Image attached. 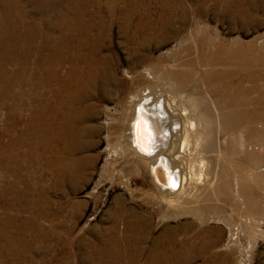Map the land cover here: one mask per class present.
I'll use <instances>...</instances> for the list:
<instances>
[{"label":"rangeland","instance_id":"rangeland-1","mask_svg":"<svg viewBox=\"0 0 264 264\" xmlns=\"http://www.w3.org/2000/svg\"><path fill=\"white\" fill-rule=\"evenodd\" d=\"M3 1L13 4L17 2L29 22L36 21L41 30L45 27L46 21L40 20L44 17L43 13L34 9V3L28 0H0V6ZM224 1L201 0L200 5L207 10L205 17L192 16L183 37L171 35L162 46L154 44L151 50H141V55L148 56L151 53L154 60L171 59L168 66L172 68L179 63L177 59L181 56L194 64V80L186 92L170 93L169 84L161 88L164 80L172 81L174 87L177 86L174 80L169 81L167 78L158 80L155 83L157 87L151 89L152 94L162 93L170 100L175 97L179 103L192 109L194 114L197 112L191 101H198V112L208 121L207 124L202 122L208 133L201 140V149L185 161L196 166L203 161L205 167L202 170L203 183L193 184L189 189L196 196L187 199L189 203L185 204L183 214H179L176 208H170L162 199L163 195L156 189L148 167L143 162L141 164L140 159L133 154L127 138H121V127L129 122L135 104L145 97L149 80H155L153 77L159 79L162 73L153 72V76L145 73L147 83L136 88L135 73L127 63V59L131 58L129 46L119 33L117 23L105 53L112 55L113 62L118 61L119 66L115 67L114 74L118 80L125 81L126 85L123 91L111 87L107 94L97 87L85 86L83 102L77 108L79 115L74 129L80 136L82 146L73 154L67 149L65 142L61 145V151H64L60 160L63 170L66 167L65 161L73 158L85 163L84 177L78 181L65 176L63 171L57 175L55 167L48 164L42 142L43 124L39 118L34 121L36 124L33 123L34 115L43 119V115H39L41 108H38L40 106L37 102L38 97L43 96V89L33 76L36 65L39 64L38 51H31L28 64H23L18 58L12 62L9 69L20 73L15 76L11 86V92L15 95L12 98L6 97L7 93L0 85V137L6 129L11 128V138L23 130L26 141L13 145L12 148L4 145L6 152L0 151L5 156L3 166L0 167V189L10 184L15 185V190L7 194V199L11 202L15 199L14 193L15 196H23L12 206L13 216H19L20 220L39 219L35 223L42 230L37 233L40 234L38 252L28 254L27 260L32 263L28 261L25 264H90L89 256L94 251L91 245L101 244L102 238L109 236L114 229L118 230V238H126L130 223L138 228L137 234L147 238L139 244L144 250L140 257L142 263L148 259L156 241L166 237L169 228L183 224L184 230H180L183 232L175 234L174 239H171L170 252L174 258L172 264H264V135L263 138L249 140L245 127L230 135L228 127L219 121L215 112L212 102L216 104L217 98L208 92L201 77L211 69L208 57L222 42L241 40L244 51H253L255 56L249 55L264 64V12L255 10L249 23L235 24L224 15ZM95 3L97 8L147 7L152 12L175 6L191 13L197 10L198 5L193 0H95ZM55 10H60V7ZM53 12L47 14L51 16ZM196 27H208V36L211 38L209 40L212 42L207 45L208 53L203 58L199 57L198 42L194 37ZM57 36V33L53 34V37ZM182 38L184 41H181ZM11 45L16 46L15 49L9 46L13 54L21 49L19 44ZM183 45L192 48V55H182ZM230 47L235 48L234 45ZM262 63L252 71L253 77L264 73ZM221 65L216 68H227ZM22 67L28 68V75L21 73ZM242 77L244 74L232 82L234 90L238 92L241 89H250L253 85L251 82H241ZM197 87L201 91L195 93L194 89ZM133 91L140 92V96L132 97ZM262 95L263 90H258L252 93L251 99L258 103ZM36 105L38 106L35 107ZM253 107L251 104L250 108ZM14 112L20 118H15L13 123L10 114H15ZM32 124L36 128L33 135L29 134ZM257 128L264 130V121L254 126V130ZM62 138L66 137L62 135ZM4 139L8 141L7 138ZM55 140L53 139L56 143ZM230 145L234 148L233 156L227 152ZM253 152L257 155L256 161L250 158V153ZM7 163L11 170L7 169ZM28 178L31 187L27 185ZM29 188L35 193L38 190L42 192L41 196L49 199L50 204L45 202L43 205L38 195L28 192ZM37 206H40L41 212L47 210L49 214L44 212V215L47 214L46 218L40 217ZM118 209L122 216L116 222L117 216L114 213ZM5 211L3 203L0 204V215ZM51 230H56V233H51L52 237L47 233ZM3 241L5 240L1 239L0 242ZM183 242L187 245L184 246ZM18 258L14 252H0V264H21L17 262L20 261Z\"/></svg>","mask_w":264,"mask_h":264},{"label":"bare ground","instance_id":"bare-ground-1","mask_svg":"<svg viewBox=\"0 0 264 264\" xmlns=\"http://www.w3.org/2000/svg\"><path fill=\"white\" fill-rule=\"evenodd\" d=\"M193 1L198 5L197 10L195 9L191 13L175 6L163 7L152 12L147 7L136 9L97 8L95 0H28V2L34 3V9L38 13H43L44 17L40 20L46 22L42 30L36 21L29 22L23 10L16 4L17 2L13 4L3 1L0 6L2 12L0 14V85L7 93L6 97L15 96L11 92V86L20 72H12L9 66L17 58L23 64H28L31 51H34L33 49L38 51L40 59L33 76L43 89V96L40 95L37 99L40 106L38 108H41L39 115L42 114L43 119L34 115L33 123L36 124L34 121L39 118L43 124L41 126L44 134L42 142L46 160L53 168H57H54L57 175L62 174L63 171L65 176L78 181L85 174V163L78 158L65 161L64 170L60 163L61 154H64V151H61L62 142H65L67 149L73 154L78 152V148L80 150L82 146L80 136L74 132V129L77 115H79L77 108L83 102L82 94L85 92V86L97 87L107 94L112 88L116 87L122 90L126 85L125 81L118 80L114 74L115 67L119 66L118 61L113 62L112 55L105 53L114 25L117 23L119 33L122 34L125 43L129 46L128 51L131 58L127 59V63L135 73L136 88L147 83L144 77L145 73L151 76L154 75L153 72L162 73H159L161 75L159 79L153 77L155 80H149L145 91L147 93L144 92L145 97L135 104L129 122L121 127V135L123 134L121 138H127L133 154L140 159L141 164L143 162L148 167L156 189L163 195L162 199L170 205V208L178 209L179 214L184 213V206L189 203L187 199L196 196L189 189L193 184L203 183L202 170L205 167L203 161L199 166L185 163V161L201 149V140L208 133L206 125L204 126L202 122L208 121L205 120L206 117L204 118L203 114L198 112L200 107L198 101H191L193 109L197 112L194 114L192 109L179 103L175 97L170 100L162 93L152 94L151 89L157 87L155 83L158 80L167 78L169 81L174 80L177 86L174 87L172 81L164 80L161 88L169 84L168 91L170 93L186 92L194 80L195 75L192 70L194 64L184 60L181 56L177 59L178 61L176 60L179 63L172 68V66H168L171 59L154 60L151 53L148 56L141 55V50H151L154 44L162 46L172 37L171 35L181 38L188 30L192 16L205 17L207 10L200 5L201 0ZM224 6L226 18L230 22L240 25L249 23L255 10L264 12V0H225ZM57 7H60V10L56 11ZM49 12H53L51 16L47 14ZM39 28L41 34H39ZM196 28L194 37L198 42L199 57L203 58L208 53L207 45L212 42L209 40L211 38L208 36V27ZM56 33L58 36L53 37V34ZM40 36L41 38H39ZM181 41L184 39L182 38ZM11 44L20 45L21 49L18 53L11 52V48H9V46H13ZM242 44L241 40L220 43L208 57L211 69L201 77L208 92L217 98L215 100L217 103H212L219 121L228 127L229 134L233 135L238 129L245 127L249 140H252V138H263L264 135L263 129L254 130L256 124L264 121V73L259 74L256 78L252 76L253 74L251 75L252 71L262 62L251 56L254 55L253 51L245 52ZM231 45H234L235 48H231ZM13 48L15 49L16 46ZM192 51V48L186 45H183L181 50L182 55L188 54V56L192 55ZM221 64L227 68L217 69L216 66ZM21 73L28 75V68L22 67ZM241 74H244L241 82H251L253 85L250 89H241L238 92L234 90L232 82ZM258 90H263V95L257 103L251 99V95ZM200 91L199 87L194 89L195 93ZM133 92L132 97H138L141 94L138 91ZM251 104L254 105L253 109L250 108ZM16 113L10 114L13 123L15 118H20ZM34 124L30 126L31 133L29 132V134L31 135L35 134ZM10 129H6L0 137V151L6 152L3 149L4 145L12 148L13 145L26 141L23 130L20 134L15 133L16 136L11 138ZM62 135L66 138L63 139ZM4 138H7L8 141H5ZM53 139H56V143ZM231 145L227 152L233 156L234 148ZM3 157L5 156L0 154V167L4 163ZM256 157L254 152L250 153L252 160L256 161ZM6 167L11 170L8 163ZM29 180V178L26 179L27 185L31 187ZM14 190L15 185L13 184L0 189V204L3 203L6 210L4 214L0 215V241L1 239L5 240L0 242V252H14L19 256L18 263L25 264L28 261V263H32L31 260H27L28 254L38 252L37 244L40 234L37 235V233L42 230L40 231L37 227L38 224L35 226L39 219L20 220L19 216L11 214L14 210L12 206L23 197L22 195L15 196L16 193H14V201H8L7 194ZM28 192L38 195L39 201H42L43 205L45 202L50 204L49 199L42 197L43 193H40L39 190L35 193L29 188ZM18 194L20 193L18 192ZM37 207V212H39L40 206ZM44 212L48 213L46 209L38 213L41 218L47 217ZM114 214L117 216V222L122 216V212L118 209ZM180 230H184L183 224L176 228H169L166 237L156 241L148 259L142 263L140 257L144 250L139 247V244L146 241V236L137 234L139 233L138 228L131 223L128 226L126 238H118L116 236L118 230L114 229L109 236L102 238L101 244L91 245L94 251L89 256L90 264H172L174 258L170 252L172 250L171 239H174L175 234L183 232ZM47 233L52 237L51 233H56V230ZM183 245L187 244L183 242Z\"/></svg>","mask_w":264,"mask_h":264}]
</instances>
